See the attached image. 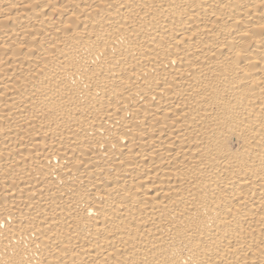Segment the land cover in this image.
Segmentation results:
<instances>
[{"label": "bare ground", "instance_id": "6f19581e", "mask_svg": "<svg viewBox=\"0 0 264 264\" xmlns=\"http://www.w3.org/2000/svg\"><path fill=\"white\" fill-rule=\"evenodd\" d=\"M0 264H264V0H0Z\"/></svg>", "mask_w": 264, "mask_h": 264}]
</instances>
